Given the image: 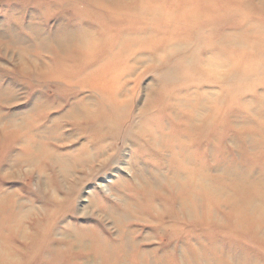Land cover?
<instances>
[{"label": "rangeland", "instance_id": "1", "mask_svg": "<svg viewBox=\"0 0 264 264\" xmlns=\"http://www.w3.org/2000/svg\"><path fill=\"white\" fill-rule=\"evenodd\" d=\"M0 264H264V0H0Z\"/></svg>", "mask_w": 264, "mask_h": 264}, {"label": "bare ground", "instance_id": "2", "mask_svg": "<svg viewBox=\"0 0 264 264\" xmlns=\"http://www.w3.org/2000/svg\"><path fill=\"white\" fill-rule=\"evenodd\" d=\"M81 43H83V42H81ZM86 47V46H85ZM84 48V47H83ZM83 50V49H82ZM187 127H188V125H187Z\"/></svg>", "mask_w": 264, "mask_h": 264}]
</instances>
